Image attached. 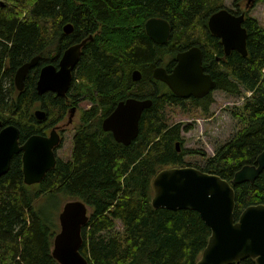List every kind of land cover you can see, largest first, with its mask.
I'll return each mask as SVG.
<instances>
[{
    "label": "trees",
    "instance_id": "obj_1",
    "mask_svg": "<svg viewBox=\"0 0 264 264\" xmlns=\"http://www.w3.org/2000/svg\"><path fill=\"white\" fill-rule=\"evenodd\" d=\"M245 1L236 0V11L226 9L239 15V3ZM219 3L0 0V131L18 127L23 145L62 121L79 96L91 103L73 137L70 160H58L40 184L27 186L22 155H17L9 172L0 177L1 264H58L52 255L60 229L57 217L45 203L38 206L42 197L57 196L80 200L89 209L80 251L89 264L197 263L211 229L196 211L154 209L153 180L166 168L192 166L185 157L194 152L184 150L182 143L193 124L172 123L166 109L178 106L188 112L187 107H194L208 115L214 97L211 93L203 99L182 100L155 80L153 72L157 67L172 72L177 54L197 46L205 72L217 82L216 91L235 97L251 93L241 107L229 109L236 125L230 139L212 157L196 152L202 165L193 167L231 182L244 166L256 164L264 152V27L248 11L243 25L248 34L247 57L237 52L225 56L221 41L207 27L211 15L223 9ZM252 3L248 0V10ZM152 18L171 24V38L164 46L146 34V22ZM68 25L73 27L71 34L65 33ZM90 36L93 40L83 48L67 97L51 92L40 96L36 85L41 69L49 64L58 67L68 48ZM35 57H40L38 67L29 73L24 90L16 91V72ZM137 70L142 78L134 82ZM131 97L150 99L153 105L142 115L137 139L124 146L102 129V122L120 101ZM68 100H73L72 107ZM38 107L48 114L42 123L34 116ZM234 189L238 220L248 207L264 205V172L254 183ZM243 264L257 263L247 259Z\"/></svg>",
    "mask_w": 264,
    "mask_h": 264
},
{
    "label": "water",
    "instance_id": "obj_2",
    "mask_svg": "<svg viewBox=\"0 0 264 264\" xmlns=\"http://www.w3.org/2000/svg\"><path fill=\"white\" fill-rule=\"evenodd\" d=\"M245 18L246 13L234 15L227 9H221L209 18L208 29L221 40L226 56L237 52L247 57ZM64 30L66 34H71L73 27L68 25ZM145 30L148 37L161 46L169 42L172 34L171 24L160 18L149 19ZM92 40L90 36L68 48L58 67L49 64L41 69L36 85L40 96L51 92L61 98L67 97L83 48ZM39 61L40 57H35L16 72L14 81L19 92L24 90L26 78L31 70L38 67ZM141 78L140 71L133 72L134 82H139ZM153 78L181 99H203L217 89L216 81L205 72L203 53L197 46L177 54L172 72L157 67ZM152 105L150 99L131 97L122 100L104 119L102 129L111 133L117 143L130 146L139 136L143 113ZM34 116L41 123L48 118L43 109L36 110ZM20 134V129L13 125L1 128L0 177L9 172L13 157L22 155L24 183L27 186L38 185L57 164L56 151L62 144L61 135L53 129L49 136L33 135L21 145ZM177 148L180 150L179 145ZM262 172L264 152L255 165L244 166L231 182L194 167L166 168L153 180L152 206L170 211L193 210L200 214L211 229V237L196 264H243L247 259L264 264V205L248 207L236 220L234 189L237 185L254 183ZM88 221L89 209L84 202L74 200L65 204L59 215L60 231L55 236L52 251L58 264H89L80 252L82 230Z\"/></svg>",
    "mask_w": 264,
    "mask_h": 264
},
{
    "label": "rangeland",
    "instance_id": "obj_3",
    "mask_svg": "<svg viewBox=\"0 0 264 264\" xmlns=\"http://www.w3.org/2000/svg\"><path fill=\"white\" fill-rule=\"evenodd\" d=\"M235 2L236 0H220V3L217 6L223 7V9L229 8L236 11L238 10V8L236 6L237 4L235 5ZM247 3L248 0L243 3H239L240 10L237 12H243L245 10V4ZM252 4L253 7L251 8L249 15L257 19L264 27V3L253 2ZM200 29L201 28L198 27L196 31H199ZM51 56H54V52H51ZM80 84L84 85L83 82H80ZM16 91H18L17 87ZM212 95L214 97V104L212 105L210 113H208V115H205L201 109L196 110L194 107H187L189 108L188 112H186L183 107L178 106L169 107L168 109H166L167 117L172 123H181L184 126L193 124V129L190 132L183 134V138L185 139V141H183L182 143V148L184 150L194 152V154L185 157L186 164H190L192 166L185 167L202 165L200 162L202 157L196 152L203 151L204 153H206L207 157H212L214 156L216 149L230 139L232 134L236 131V125L231 117L229 109L241 107L246 102V100L251 97L252 94L249 92H243L241 96L235 97L232 95H228L223 91L217 90L214 91ZM67 103L69 106H71V104L74 102L73 100H68ZM76 106L78 107V111L72 118V124L69 125V119L71 116H69V114L72 111L71 108V110L67 111V115H65V118L62 120L63 122L60 123L61 125L66 127V130L62 139L61 147L57 154L64 161H68L71 158L73 137L81 124L83 111L90 108L91 103L85 98V96H79ZM39 109L42 108L38 107L34 111ZM190 109L192 110L190 111ZM58 115L59 114L54 115V120ZM74 200L77 199H71L64 196H57V198L53 199L49 197H42L38 202V206H43V203H45V205L49 207L50 211H52V216L57 217L56 220L58 222V226L60 227L59 215L63 207L67 202Z\"/></svg>",
    "mask_w": 264,
    "mask_h": 264
},
{
    "label": "flooded vegetation",
    "instance_id": "obj_4",
    "mask_svg": "<svg viewBox=\"0 0 264 264\" xmlns=\"http://www.w3.org/2000/svg\"><path fill=\"white\" fill-rule=\"evenodd\" d=\"M252 1V0H251ZM251 1H249V2H251ZM249 7V4L247 3V5H246V7H245V10H247V8ZM245 10L241 13V14H243L244 12H245ZM241 14H239V15H241ZM234 15H236V14H234ZM207 27H208V25H207ZM216 37V36H215ZM220 40V39H219ZM221 41V40H220ZM224 49V48H223ZM224 52H225V50H224ZM226 56V55H225ZM61 59V58H60ZM60 61V60H59ZM59 63V62H58ZM213 78V77H212ZM214 79V78H213ZM217 83V82H216ZM216 91V90H215ZM213 93V92H212ZM181 99V98H180ZM191 98H189V99H182V100H190ZM72 111H73V116L77 113V111H78V107L76 106V107H73L72 108ZM72 111L70 112V114H69V116H70V124H69V122H68V124L69 125H71L72 124V122H73V120H72V118H73V116H72ZM68 120V121H69ZM63 121H60V122H57V124H55V125H53L51 128H49V129H47L46 131H45V135L44 136H49L50 135V133H51V131L53 130V129H57V132L61 135V138L63 139V136H64V133H65V130H66V127L65 126H63V125H61L60 123H62ZM59 149L60 148H58L57 149V151H56V158H57V161L58 160H61V158L58 156V154H57V152L59 151Z\"/></svg>",
    "mask_w": 264,
    "mask_h": 264
}]
</instances>
